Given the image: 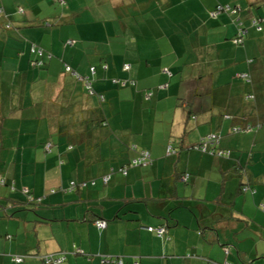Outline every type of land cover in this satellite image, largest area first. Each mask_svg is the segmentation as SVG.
I'll use <instances>...</instances> for the list:
<instances>
[{"label":"crops","instance_id":"0c3cea01","mask_svg":"<svg viewBox=\"0 0 264 264\" xmlns=\"http://www.w3.org/2000/svg\"><path fill=\"white\" fill-rule=\"evenodd\" d=\"M56 1L0 0L9 14L0 18L3 27L24 29L0 35V180L7 183H0V264H42L12 259L28 254H65L64 264H101L103 256L202 264L201 257L223 261L224 244L232 245L234 264H264V212L257 207L264 203V0L244 7L239 0ZM218 4L239 6L248 32L247 22L261 17L262 30L250 28L262 36L236 46V17L209 15ZM57 26L67 35L54 38ZM31 41L53 55L40 69L31 65ZM65 63L81 75L96 66V89L107 101L89 96ZM243 73L252 82L235 78ZM114 77L135 78L137 86L117 88ZM249 123L262 127L232 132ZM216 132L230 158L192 148ZM132 144L154 162L124 175L119 169L136 155ZM243 168L253 196L238 194ZM184 172L192 174L188 182ZM71 180L95 185L50 193ZM22 187L45 200L30 203ZM98 219L107 226L98 228ZM161 225L165 236L144 229Z\"/></svg>","mask_w":264,"mask_h":264},{"label":"trees","instance_id":"16d2710c","mask_svg":"<svg viewBox=\"0 0 264 264\" xmlns=\"http://www.w3.org/2000/svg\"><path fill=\"white\" fill-rule=\"evenodd\" d=\"M58 3L64 4L65 0H58L56 1ZM221 7L222 10L218 11V8ZM239 6L236 5H231V4H218L216 5L215 9L211 11V13L209 14L210 17H219L220 14H222L223 12H227L228 15H234L236 18L233 19V21L236 22L237 25V35L233 38L232 42L236 45H243L244 41L246 40L245 38V33H248L247 28L244 26V23H242L241 19L235 15L238 13V11H241V9ZM216 15L214 16L212 13L216 12ZM17 12H19L20 14L24 13V7L19 6L17 8ZM240 14V13H239ZM3 15V17H9V14L5 13L4 8L0 7V17ZM252 24L253 26H255L257 28V30L261 31L263 26H262V22L263 19L261 17H253L252 18ZM11 27V24H7L5 25V28H9ZM74 44L73 40H68L65 42L66 46H71ZM30 53L32 55V59H31V65L32 67L35 68H42L46 65V63L48 61H50L53 57V55L51 54L50 51L44 49L43 47L38 46L37 44H32L31 48H30ZM65 72L70 73L72 75L75 76V78L82 82L84 89L86 91V93L89 96H96L98 98V100L100 101V103H105L107 101V97L105 95V93L103 91H98L96 89V83H97V79H96V74H97V67L96 66H91L89 68V75H81L80 73H78L70 64L65 63ZM102 68L104 70L108 69V64L104 63L102 65ZM124 71H130L131 69V65L130 64H123ZM164 73L167 74L169 77H171L173 75L172 71L168 68L164 69ZM236 79H242L245 82H252V75L250 73H243V74H237L235 76ZM112 85H114L117 88H126L129 86H133L136 87L137 86V80L135 78H122V77H114L111 79ZM164 86H160V88H163ZM147 95L150 97L152 95L151 91H146ZM249 97H254L253 94H250ZM262 127V124H246L245 126H234L232 128V132L234 133H252L255 132L257 130H259ZM222 134L221 133H210L206 136H204L197 144L193 145L192 148H195L196 150L202 152V153H210L213 155H217L220 158H230L232 155V151L231 149H223L220 148V145L222 143ZM209 142V144H207V149L204 150L203 149V143ZM53 143H46V149H48L49 151L51 150ZM219 147V148H218ZM73 145H71L69 147V149H72ZM131 149L133 151L136 152V155L134 158H132V160L128 163L125 164L123 167H121L119 169V171L124 174L127 175L128 173V168L131 167H135V166H149L152 165L154 162V158L151 154V152L147 149L144 148H139V146L137 144H132L131 145ZM173 147L169 146L168 147V152L173 151ZM243 170L242 172H238L239 173V179H240V185L237 187L238 190V194H240V196L246 197L245 195L249 194L252 195L255 194L256 190L255 188L250 184V182L246 179H244V175L243 174H247L248 176V172L246 171V168L241 169ZM113 174V168L111 169V171L105 175L102 176L103 182L104 184H108L111 176ZM192 174L190 172H184L181 174L180 178L182 181L184 182H188L191 178ZM230 175L226 176L224 178V180H227L229 178ZM231 177V176H230ZM238 179V180H239ZM1 184L6 185V180L5 179H1L0 180ZM89 184L95 185V180H91V181H76V180H71L69 182V184L67 186H61L59 189H51L50 193H55L58 190L63 192V193H70L73 191H76L78 189H83L85 187H88ZM10 190L12 192L17 191V187H15V185L13 183H11L9 185ZM22 193L28 198V201L30 203H35V204H42L43 201L46 198V195H42V196H35L33 194V192L27 188V187H22L21 189ZM220 195H216L212 201L216 202L219 200ZM232 207V206H231ZM258 209L261 210L262 212H264V203H259L257 205ZM98 220H103L106 221L104 219H98ZM95 221V224L98 228L102 229L101 227H99L97 225V221ZM229 223H236L239 222L237 220L231 221L230 219H228ZM106 223L108 224V222L106 221ZM107 226V225H106ZM144 229H147L149 232H156L158 234V236H165L166 232H167V227L165 225H161L159 227H154V226H144ZM105 228V227H104ZM164 228V231L162 232V234L159 232V229ZM203 231L202 229L198 230V234H201ZM223 251L225 254V259L223 261H217L215 259L212 258H207V257H201L202 258V264H234L233 260L230 258L231 253H232V245L231 244H224L223 246ZM29 257H36L38 258L42 264H51L52 260L56 257L60 258H64L63 263L66 259L65 254H44V255H12V259L15 263H23L25 262V260ZM104 258L106 257H112V256H103ZM114 257V256H113ZM104 258H101V264H115V263H103L102 260H105ZM117 258V257H115ZM119 259H121L120 257H118ZM124 261V260H123ZM124 264V262H123Z\"/></svg>","mask_w":264,"mask_h":264},{"label":"rangeland","instance_id":"374dc122","mask_svg":"<svg viewBox=\"0 0 264 264\" xmlns=\"http://www.w3.org/2000/svg\"><path fill=\"white\" fill-rule=\"evenodd\" d=\"M238 3L239 4H241L243 7H244V3H245V0H239L238 1ZM241 6V7H242ZM82 7L83 8H85V7H88V5L87 4H84V5H82ZM94 9V8H93ZM93 9H89V13L91 14V11L93 10ZM241 9V8H240ZM239 9V10H240ZM83 11H87V10H83ZM256 12H257V10L256 11H254V13H255V15H256ZM211 13V12H210ZM223 13H227V12H223ZM222 13V14H223ZM239 13H241V11H238V13L237 14H235L236 16H237V18H238V16H239ZM231 15V14H230ZM1 18V17H0ZM212 18H214V19H216L217 17H212ZM46 19H47V17H46ZM46 24H47V22L46 21H44ZM50 22L52 23V22H54V21H52V20H50ZM57 23H58V21H56ZM57 23H55V24H57ZM243 23L245 24V22L243 21ZM248 30H249V32L248 33H245V38L246 39H249V40H253V36H256V38L258 39V38H260L261 36H262V33H259V32H257V30L254 28V27H251L250 28V26H251V20H249L248 22ZM10 28V27H9ZM57 28L59 29V30H57L56 32H54L53 34H52V36L54 37V38H59V37H61V36H66L67 35V31H69L65 26H64V28H59V26H57ZM30 29H32L31 27H28L27 28V30H30ZM21 30H24V29H21ZM19 28H14V27H12V29H6L5 27H3V25H2V21H1V19H0V35L2 36V35H5V36H9V35H11V36H15V33L17 32V31H21ZM76 31V29H75V27H72L71 29H70V33L71 34H74V32ZM47 36H51V34L50 33H48L47 32ZM234 38V37H233ZM39 39V38H38ZM233 40V39H232ZM61 42H63V41H61ZM30 43H32V41L30 42ZM32 44H36V43H32ZM214 46H217V44H214ZM15 47V46H14ZM262 49H264V47L262 46ZM1 70H2V68H1ZM4 71H5V69H4ZM1 73H2V71H0ZM2 74H4V73H2ZM10 78L12 79L13 77H12V74H10Z\"/></svg>","mask_w":264,"mask_h":264},{"label":"built area","instance_id":"2783aa9c","mask_svg":"<svg viewBox=\"0 0 264 264\" xmlns=\"http://www.w3.org/2000/svg\"><path fill=\"white\" fill-rule=\"evenodd\" d=\"M220 10H222L221 7L218 8V11H220ZM218 11L213 12L212 14L215 16L216 13H217ZM207 144H209V142H206V143L204 142V143H203V149H204V150L207 149V147H208ZM97 225H98L99 227H101V228H104V227H106L107 223H106V221L98 220V221H97ZM163 231H164V228L159 229V232H160L161 234H162ZM103 258H104V257H103ZM104 259H105V260H102L103 263L123 264V262H124L122 258L119 259V258H115V257H106V258H104ZM63 260H64V258H62V257H60V258L56 257V258H54V259L52 260V263H51V264H62V263H63Z\"/></svg>","mask_w":264,"mask_h":264}]
</instances>
